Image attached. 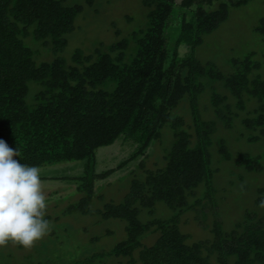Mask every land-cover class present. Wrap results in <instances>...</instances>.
Masks as SVG:
<instances>
[{"label":"trees","instance_id":"obj_1","mask_svg":"<svg viewBox=\"0 0 264 264\" xmlns=\"http://www.w3.org/2000/svg\"><path fill=\"white\" fill-rule=\"evenodd\" d=\"M215 1L216 7L206 9L205 4L213 6ZM249 1L143 0L144 28L112 44L101 42L91 53L77 49L68 60L60 53L82 5H68L66 0H0V138L18 148L20 156L14 158L28 165L84 162L82 175L64 177L76 181L81 194L64 214L97 213L101 219L127 223L125 240L91 254H77L79 247L66 243L63 234L68 229L51 227L45 258L36 264H264V207L259 206L264 185L257 190L254 208L225 228L213 164L215 152L221 160L231 156L224 140L212 147L218 123L231 129L237 118L243 137L264 146V78L255 73L260 64L249 54L233 61L234 72L225 74L216 64L196 57L197 47L227 19L230 7ZM173 24L178 29L169 41ZM258 25L256 30L264 37V18ZM32 43L50 48L56 57L38 63ZM181 45L190 48L184 57L179 55ZM217 83L229 91L232 102L229 95L216 91ZM207 87L214 88L211 119L203 117L199 106ZM184 100L192 125L175 112ZM251 100L256 107L241 116L238 111H246ZM165 130L172 137L164 152L166 163L148 168V152L153 143L163 141ZM119 139L132 143L135 150L115 168L98 172V150ZM140 157L143 177L132 172L123 200L106 201L93 210L94 198L103 199L96 193V183ZM263 160L264 152L239 153L235 164L259 172ZM159 202L173 211L171 217H155ZM142 211L151 219L143 222ZM189 211L210 230L211 238L191 241V235L181 230V217ZM150 233L158 238L144 246L142 239Z\"/></svg>","mask_w":264,"mask_h":264},{"label":"rangeland","instance_id":"obj_2","mask_svg":"<svg viewBox=\"0 0 264 264\" xmlns=\"http://www.w3.org/2000/svg\"><path fill=\"white\" fill-rule=\"evenodd\" d=\"M181 2V0H177ZM68 5L80 4L84 7L83 12L77 17L75 29L68 37V43L60 56L70 60L77 49L85 53H91L99 43L112 44L121 37L128 36L132 32L144 28L147 23V8L143 0H66ZM206 9L214 8L205 4ZM264 18V0H251L242 6H231L227 19L211 34L204 37L203 43L196 49V57L203 63L212 62L216 64L225 74L234 72L233 61L252 54L253 60L260 64L259 73L264 78V37L256 30L261 19ZM176 24L171 27L169 41H173L176 34ZM120 32V37L117 36ZM30 41V39H29ZM35 50V59L38 63L51 61L56 55L42 44L32 43ZM190 53L187 45H181L179 55L184 57ZM216 91L229 95V91L221 83L215 84ZM214 88L207 87L199 98V106L202 115L206 119L214 118V111L210 106L211 96ZM257 103L251 100L246 111H238L241 116L247 115V111L253 110ZM205 106L207 108L205 109ZM185 116L189 125L193 124L189 104L184 100L175 110ZM244 128L237 118L234 127L227 129L221 122L215 134L213 148H217L219 142L224 140L229 148L231 159L221 160L219 153L215 152L214 186L218 190V198L221 202V212L225 228H231L236 221L243 217L246 210L254 208L257 190L264 185V168L259 172H249L235 164L239 153H251L258 155L264 152L261 143H251L243 137ZM172 142L171 133L164 132L162 142L153 143L148 154L147 167L156 169L165 165L164 152ZM135 146L124 143L119 139L110 147L100 148L97 152V171L102 172L115 168L121 161L127 159L135 150ZM142 158L131 161L126 168L119 170L106 181L96 183V193L102 195L95 197L91 207L93 210L101 209L106 201L121 202L129 190L131 179L134 174L138 178L143 177V172L138 168ZM264 164V160H263ZM42 187L46 198V217H51L50 226L57 230L68 229L64 233L68 245L78 246L79 252H95L100 249H110L127 237L124 220L101 219L100 215H83L78 212L64 214L70 204L79 201L81 194L77 190L76 181L64 177H77L84 172V162H66L55 166L40 168ZM56 179V178H61ZM201 189V188H200ZM199 189V190H200ZM155 217L169 218L173 211L163 202L157 203ZM140 219L145 222L151 217L147 211L140 213ZM181 230L191 235V241L205 240L212 237L209 229H203L195 220L193 211L182 215L180 221ZM50 231L32 247L25 248L16 243L9 242L0 246V260L11 264H29L35 259V264L45 258V250H48L47 240ZM100 236L97 241L93 238ZM158 234L150 233L142 239L144 246H150L156 242ZM43 242L45 245H43ZM53 251L55 249L53 248ZM82 253V252H81ZM32 256V257H30ZM8 257V260L6 259ZM32 264V262H31Z\"/></svg>","mask_w":264,"mask_h":264},{"label":"clouds","instance_id":"obj_3","mask_svg":"<svg viewBox=\"0 0 264 264\" xmlns=\"http://www.w3.org/2000/svg\"><path fill=\"white\" fill-rule=\"evenodd\" d=\"M19 149L0 138V246L32 247L50 231L41 170L14 157ZM264 207V198L259 201Z\"/></svg>","mask_w":264,"mask_h":264}]
</instances>
